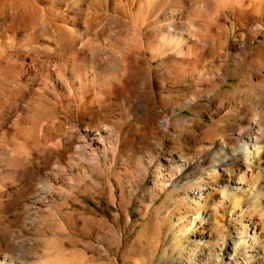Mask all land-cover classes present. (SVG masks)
Segmentation results:
<instances>
[{
    "label": "bare ground",
    "instance_id": "bare-ground-1",
    "mask_svg": "<svg viewBox=\"0 0 264 264\" xmlns=\"http://www.w3.org/2000/svg\"><path fill=\"white\" fill-rule=\"evenodd\" d=\"M202 98L240 123L175 180L208 173L247 211L264 199V0H0V245L23 256L4 215L41 210L65 171L97 169L123 144L121 124L165 134L178 112H209ZM198 124L179 114L172 138ZM257 230L248 222L245 236Z\"/></svg>",
    "mask_w": 264,
    "mask_h": 264
},
{
    "label": "rangeland",
    "instance_id": "rangeland-1",
    "mask_svg": "<svg viewBox=\"0 0 264 264\" xmlns=\"http://www.w3.org/2000/svg\"><path fill=\"white\" fill-rule=\"evenodd\" d=\"M244 77L232 81L245 88ZM217 110L211 105L200 116L178 112L199 119L188 140L172 138L178 115L165 134L149 133L145 140L133 134L134 125L121 124L123 144L101 156L97 169L65 171L57 179L60 191L37 204L41 210L4 215L6 232L22 238L25 247L18 256L11 245L1 244L0 264H264V199L245 211V202L221 199L220 182L208 173L175 180L182 164L197 160L201 145L237 131L240 120ZM217 173L219 179L225 175ZM248 222H254L256 236H245Z\"/></svg>",
    "mask_w": 264,
    "mask_h": 264
}]
</instances>
